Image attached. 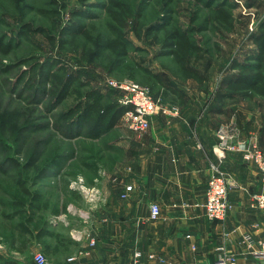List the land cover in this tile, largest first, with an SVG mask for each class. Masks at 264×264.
<instances>
[{
    "label": "rangeland",
    "instance_id": "rangeland-1",
    "mask_svg": "<svg viewBox=\"0 0 264 264\" xmlns=\"http://www.w3.org/2000/svg\"><path fill=\"white\" fill-rule=\"evenodd\" d=\"M118 1L131 10L125 32L134 48L128 53L137 66L135 79L114 73L111 68L114 56L98 48L99 38L109 34L111 22L100 8L107 0H0V198H8L6 191L18 177L34 181V176L45 167L48 174L37 180L36 186L31 184V188L50 193L51 204L61 212L48 213L51 230L56 235L49 239V244L51 248L58 247L56 253L46 254L43 245L35 241L29 252L22 255L0 241V254L21 264H34L38 253H45L47 264H68V259L82 245L77 241L85 237V231L105 228L104 215H90L97 199V203L102 200L99 196L95 200L94 196L111 177L116 183L127 170L128 142L136 133L126 128L122 118L120 127L99 139L76 135L80 129L88 132L95 124L96 116L84 117L87 93L93 89L106 93L110 79L131 81L173 115L179 108L172 102L180 97L166 85L177 91L182 89L187 96L217 91L214 96L217 99L221 80L228 75L232 62L242 60L256 49L249 42V35L264 18V0H256L252 8L248 6L251 0H233L237 5L233 11L236 28L227 32L210 22L214 16L212 8L197 0ZM138 13L143 15L139 23L145 31L152 24L169 21L171 26L177 24L182 30L194 31V41L201 51L191 55L188 65L205 77L203 84L175 76L178 67L169 54L162 52V47L149 46L131 37ZM77 22L85 25L94 43L82 36L70 43L69 31ZM203 24L206 28L201 30ZM65 32L68 33L64 35ZM48 64H54L51 73L55 75L49 79L44 75ZM145 69L159 74L162 82L156 78L147 80ZM70 73L80 74V79L69 86L68 97L61 101L59 96ZM121 96L117 91L112 98L103 97L102 102L104 106L119 103ZM262 101L257 97L247 102L261 108ZM61 157L65 160L62 159L59 170L49 168L50 159L59 161ZM93 165L97 166V172L92 170ZM8 166V173L4 174ZM134 253L123 252L120 256L132 261Z\"/></svg>",
    "mask_w": 264,
    "mask_h": 264
},
{
    "label": "crops",
    "instance_id": "crops-1",
    "mask_svg": "<svg viewBox=\"0 0 264 264\" xmlns=\"http://www.w3.org/2000/svg\"><path fill=\"white\" fill-rule=\"evenodd\" d=\"M204 92L189 98L176 91L180 99L171 102L180 115H155L144 132L132 135L127 170L118 182L111 177L102 191L96 188L94 199L102 200L90 215H104L105 228L84 232L74 264H130L120 256L130 251L142 252L141 264H202L226 252L238 264H257L264 209L253 205V196L264 193V186L256 166L240 153H227L222 169L234 181L228 191L232 208L223 221H212L202 204L211 166L218 163L214 147L221 126L231 135L254 134L264 151V101L257 108L247 101L214 99L217 91ZM152 204L161 209L156 220L150 219ZM246 234L255 242L252 247L244 241Z\"/></svg>",
    "mask_w": 264,
    "mask_h": 264
},
{
    "label": "trees",
    "instance_id": "trees-1",
    "mask_svg": "<svg viewBox=\"0 0 264 264\" xmlns=\"http://www.w3.org/2000/svg\"><path fill=\"white\" fill-rule=\"evenodd\" d=\"M197 1L206 8H212L214 16L210 21L211 23H214L219 29L223 28L227 32L235 31L236 19L233 11L237 5L233 0ZM251 1L250 5H248L250 6L249 8L254 7L257 3L256 0ZM107 2V4L102 5L100 8L106 12L111 22L109 34L106 36L102 35L99 38L98 48L100 51H109L114 56V60L111 63L114 73L135 79L137 66L128 53V51L134 48L133 44L127 39L129 34L125 32L129 28V22L131 21V10L125 3L118 0H107ZM242 18H246V16H240V19ZM142 19L143 15L138 13L135 32L131 37L135 38V40L138 39L140 42L147 43L149 46L162 47V52L169 54L178 67V71L174 73L175 76L182 77L184 81L194 80L199 84H203L206 81L205 77L188 65L191 55L199 54L201 51L194 41L192 35L194 31L182 30L177 24L171 26L170 21L162 25L152 24L148 28V31H145L144 26L139 23ZM205 28L203 24L201 30ZM67 33L65 32L64 35ZM69 34L71 38L70 43L80 36L84 37L88 42L94 43L90 32L86 30L84 24L79 22L75 23ZM249 42L256 49L242 60L232 62L228 69L230 74L228 73L221 80V88L218 91L217 99H237L242 101H252L257 97L264 99V18L257 24L256 30L250 33ZM83 59L87 60V57L83 56ZM53 65H47L49 69L44 74L47 79L55 77L54 73H51ZM60 68L61 71L65 70V68ZM145 72L148 75L147 80L156 78L162 82L159 74L150 73L147 70ZM79 79L80 74L70 73L68 75L67 80L64 81L63 90L59 96L61 99L59 100L63 101L68 97L69 93L66 90L69 89V86L73 82ZM166 86L173 92L177 91L176 89H172L170 85ZM115 93L117 91L112 89H108L106 93H102L99 89H93L87 93L88 98L84 107V117L96 116V119H94L95 124L88 132L80 129L76 135H85L91 139H99L121 126V120L128 108L117 102H111L104 106L102 102L103 97L112 98ZM62 159L63 161L65 160L62 157L59 161L56 158L50 159L51 167L49 168L59 170L63 162ZM96 167L93 165L92 170L95 172H97ZM9 168L8 166V168L6 167L3 170L4 174L8 173ZM44 168L34 176V181L26 177H18L14 185H10L6 191L8 198H0V241L7 245L11 251L18 254H27L31 243L35 241L43 245L46 254L58 251L57 246L51 248L49 244V239L56 237V235L51 230L48 213L57 215L61 212L56 205L51 204L52 197L50 193L37 189L32 190L31 188V184L36 186L37 180L46 177L48 174ZM64 210L66 212V205L64 206ZM0 264L21 263L0 254Z\"/></svg>",
    "mask_w": 264,
    "mask_h": 264
},
{
    "label": "built area",
    "instance_id": "built-area-1",
    "mask_svg": "<svg viewBox=\"0 0 264 264\" xmlns=\"http://www.w3.org/2000/svg\"><path fill=\"white\" fill-rule=\"evenodd\" d=\"M110 89L118 91L122 94L119 99V104L128 108L123 115V121L126 128L134 133L144 132L149 125L151 117L161 113L164 116H177L179 111L168 112L159 103L147 97L145 89L129 81L121 83L117 80L110 79L107 82ZM166 108V107H165ZM218 144L214 147V153L218 163L212 164V174L208 180L207 189L205 192V201L202 207L205 210L206 216L212 221H223L232 206L228 200V191L234 185V181L229 174L222 169V164L226 159L227 153H240L245 162L256 166L260 173L261 183L264 186V151L260 148L254 134L241 136L238 134H230L227 127H223L217 131ZM254 206L264 209V193H258L253 196ZM161 213L159 205H151L150 219L156 220ZM244 241L252 247L255 242L251 235H244ZM95 242L92 240L90 246L93 247ZM258 262L264 264V239L258 242ZM143 257L142 252L136 251L130 264H141ZM155 255H149V259H154ZM77 257L73 256L68 259L69 263H75ZM34 264H47V258L44 253H38L34 257ZM202 264H238L237 258L233 254L223 253L214 262Z\"/></svg>",
    "mask_w": 264,
    "mask_h": 264
}]
</instances>
